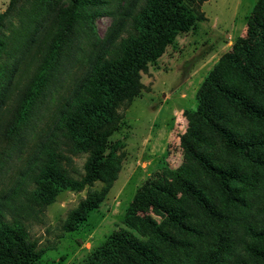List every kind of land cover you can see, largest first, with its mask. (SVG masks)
<instances>
[{
	"label": "trees",
	"instance_id": "obj_1",
	"mask_svg": "<svg viewBox=\"0 0 264 264\" xmlns=\"http://www.w3.org/2000/svg\"><path fill=\"white\" fill-rule=\"evenodd\" d=\"M16 1L0 14V136L8 139L27 136L61 44L89 16L86 7L103 2L68 0L61 29L47 13L50 1L34 0L17 33L4 34L3 19L13 15ZM127 1L126 9L114 12L118 18L101 51L0 194V264L40 259L43 250L26 222L39 218L59 192L104 183L67 213L65 232L105 199L119 169L120 143L111 139L123 120L118 108L141 95L140 73L148 64L205 18L200 8L207 0ZM196 98L179 136L180 164L137 189L124 215L126 228L112 233L84 264H264V0H256L245 35L220 56ZM79 153L86 154L83 172L73 176L67 165Z\"/></svg>",
	"mask_w": 264,
	"mask_h": 264
},
{
	"label": "rangeland",
	"instance_id": "obj_2",
	"mask_svg": "<svg viewBox=\"0 0 264 264\" xmlns=\"http://www.w3.org/2000/svg\"><path fill=\"white\" fill-rule=\"evenodd\" d=\"M49 1L47 13L57 26L60 23L62 29L68 0ZM100 1L103 2L86 7L89 16L77 21L61 44L48 84L36 97L33 127L24 131L27 136L24 139H20L16 133L12 134V139L0 136V160L4 171L0 180V194L18 177L24 157L30 152L41 129L51 124L56 106L86 70L89 60L101 51L113 21L118 18L116 16L115 19L114 12L118 13L129 6L127 0ZM255 2H203L200 9L205 18L196 22L188 32L177 35L165 52L140 73L144 85L141 95L118 108L123 120L111 139L120 143L116 151L119 169L105 199L97 208L89 211L87 219L71 232L62 229L67 213L89 191H100L104 187L103 182L97 181L79 192H59L39 218L28 220L27 230L36 240L37 248L43 250L35 264L89 262L93 252L112 233L126 228L124 215L137 189L158 171L180 164L182 154L179 136L186 128L185 113L196 108L197 91L213 65L231 49L238 37L245 35L247 16ZM34 3V0H17L13 15L3 19L1 31L4 34H16L20 21L26 22ZM8 4L9 0H0V14L7 9ZM85 159L86 154L70 155L67 169L73 176L83 172Z\"/></svg>",
	"mask_w": 264,
	"mask_h": 264
}]
</instances>
